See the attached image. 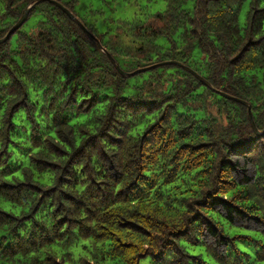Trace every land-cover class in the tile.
Here are the masks:
<instances>
[{"label": "trees", "instance_id": "1", "mask_svg": "<svg viewBox=\"0 0 264 264\" xmlns=\"http://www.w3.org/2000/svg\"><path fill=\"white\" fill-rule=\"evenodd\" d=\"M36 1L0 0V264H264V0H53L103 49Z\"/></svg>", "mask_w": 264, "mask_h": 264}, {"label": "rangeland", "instance_id": "2", "mask_svg": "<svg viewBox=\"0 0 264 264\" xmlns=\"http://www.w3.org/2000/svg\"><path fill=\"white\" fill-rule=\"evenodd\" d=\"M166 2L164 0H79L75 9L78 18L88 26H95L101 32L112 31L116 21L131 20L137 9L147 13H158L164 11ZM198 52L195 51V55ZM248 167V173H252ZM247 225L251 228L256 224L249 221ZM208 242L212 239L206 237Z\"/></svg>", "mask_w": 264, "mask_h": 264}, {"label": "water", "instance_id": "3", "mask_svg": "<svg viewBox=\"0 0 264 264\" xmlns=\"http://www.w3.org/2000/svg\"><path fill=\"white\" fill-rule=\"evenodd\" d=\"M40 0H37L36 2H39ZM51 2L52 3H54L55 5H57L58 7H60V8H62L63 10H64V12L65 13H67L68 14V16L71 18V19H73L76 23H78L79 25H80V27L82 28V30L92 39V40H94L95 42H96V44L100 47V48H102V46H101V44H100V42L98 41V39L93 35V34H91L88 30H87V28L76 18V17H74V15L71 13V12H69L66 8H64L61 4H59V3H57V2H55V1H53V0H51ZM35 3H33V4H31L30 6H28L23 12H22V15H21V17H20V19L17 21V23L8 31V33L5 35V37L4 38H6L14 29H16L17 27H19L23 22H24V20L26 19V16H27V13H28V10H29V8L30 7H32L33 5H34ZM3 38V39H4ZM3 39H1V40H3ZM103 49V48H102ZM108 56H109V58L111 59V61L115 64V66H116V68L119 70V71H121L120 70V68H119V66L116 64V62H115V60L108 54ZM172 62V61H171ZM167 63V62H166ZM160 64H162V63H158V64H155V65H152V66H148V67H144V68H141V69H138V70H147V69H149V68H151V67H155V66H159ZM122 73H124L123 71H121ZM124 74H126V73H124ZM132 74V73H131ZM229 97H231V96H229ZM231 98H233V99H235V100H237V101H240L241 103H243L244 105H246V107H247V115H248V119H249V122H250V125H251V127L253 128V130L256 132V133H259L258 132V130H257V128H256V126H255V123H254V119H253V116H252V113H251V108H250V105L247 103V102H245V101H243V100H241V99H237V98H234V97H231Z\"/></svg>", "mask_w": 264, "mask_h": 264}]
</instances>
